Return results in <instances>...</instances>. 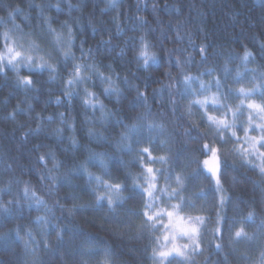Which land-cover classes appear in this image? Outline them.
Listing matches in <instances>:
<instances>
[{
  "label": "trees",
  "instance_id": "1",
  "mask_svg": "<svg viewBox=\"0 0 264 264\" xmlns=\"http://www.w3.org/2000/svg\"><path fill=\"white\" fill-rule=\"evenodd\" d=\"M0 4L10 6L9 10L19 5L23 14L15 22L22 33L16 34L30 35L39 45L48 43L51 34L45 19L56 32L72 29L71 57L65 60L56 50L49 57L55 73L47 68L29 72L24 67L19 76L11 69L0 73V189L4 190L0 204L20 200L19 205H11L10 216L0 211V236L11 232L13 237L0 238V264H81L84 236L106 245L115 264H153L152 250L161 227L156 224L157 230L152 231L142 226L147 194L135 186L147 187L143 177L148 167L158 170L157 190L169 194L170 207L183 199L181 215L206 218L199 236L202 250L188 264H257L264 251V231L257 228L264 220L261 161L245 163L235 151L238 145L231 131L222 140L215 126L209 125L205 110L192 104L190 112L189 105L197 98L211 97L217 79L222 95L229 90L235 93L241 84L246 88L264 84V0H116L115 6L108 0H0ZM6 15L0 11V16ZM4 30L0 26V33ZM141 37L156 56L147 67L137 59ZM245 51L251 53L247 63L240 59ZM76 64L91 65L93 70L84 73L85 82L68 89L65 82ZM185 75L198 79L188 94L181 95ZM22 76L33 81L30 87L19 84ZM201 80L211 81L212 88L197 96ZM89 92L94 99L87 97ZM138 93L144 95L137 99ZM86 97L91 104L84 103ZM253 99L264 103L259 93ZM225 103L236 108L240 101L230 96ZM223 111L207 105L208 115L220 116ZM245 113L246 107L236 120L240 139ZM228 121L232 123L230 113ZM149 124L155 128L149 130ZM133 125L137 131L129 136L127 130ZM205 144L219 149L222 209L202 168L210 153ZM101 160L106 167H101ZM89 173L122 183L126 202L115 211H109L106 203L96 209ZM169 179L176 181L172 189ZM25 183L50 212L24 199ZM174 190L179 195L169 199ZM250 211L255 222L245 230L256 238L231 244L228 224L237 221L231 229L234 233ZM217 212L226 221L222 241L213 235ZM37 217H46L49 226L37 225ZM17 229L24 239L15 238ZM28 232L33 238L32 255L24 249ZM218 242L222 250L216 249ZM173 264L183 263L173 259Z\"/></svg>",
  "mask_w": 264,
  "mask_h": 264
},
{
  "label": "snow or ice",
  "instance_id": "2",
  "mask_svg": "<svg viewBox=\"0 0 264 264\" xmlns=\"http://www.w3.org/2000/svg\"><path fill=\"white\" fill-rule=\"evenodd\" d=\"M109 5L115 6L116 0H108ZM31 7V5H29ZM8 5L0 4V11H6V16H0V26H4L5 30L0 33V37H2L3 42V50L0 51V73H4L7 69H11L17 73L19 76V70L21 67L27 68L29 72L34 69L43 70L48 68L51 73H55L57 68L53 65L48 64L47 60L44 56L39 55V45L37 43L30 42L27 47L20 41L23 40V36H17L16 33H22L21 26L17 24L16 18L18 15L23 14L22 9L17 5L14 8L9 10ZM71 7V5H70ZM39 12H43V9L40 6H37ZM57 11H59V4L56 5ZM45 23L49 26V31L55 37V43L57 48L62 52L65 60L71 57V47H72V29L69 27L68 33L69 38L67 41V46L62 47L63 41L60 33H57L54 28L51 27L50 22L45 19ZM11 27H8V25ZM141 47L137 54L138 61H142L143 65L147 67L150 62L156 61V56L153 52L150 51V45L147 41L144 40L143 37L140 38ZM264 47V45H262ZM205 49L201 48L202 55L204 54ZM251 57V53L245 51L243 57L240 59L245 63L248 62ZM179 64L180 62L177 61ZM93 70V66L76 64L73 66L72 74H70L69 79L65 82L68 89L78 86L80 83L85 82L86 77L84 75L85 72H91ZM203 75V74H201ZM208 75H212L211 70H209ZM104 79L103 77H101ZM264 78V77H262ZM198 79L197 77H192L190 75L184 76V92L181 95L188 94V92L192 88L193 82ZM241 76L238 74L237 83L241 82ZM19 84L24 87H30L33 81L29 76L19 77ZM107 82L111 85V79L108 78ZM216 92L212 94L211 97L204 96L203 99H195L189 105V111L191 112L192 104L198 105L201 109L205 110V115L207 116V120L210 126H215L217 134L224 139V134L228 131H231L232 136L236 137V143L238 147L235 149L237 154L241 157V159L245 163H250L253 158H258L261 161L259 171L262 177H264V103H256L253 99L259 93L261 96H264V84L256 85L251 88H246L241 84L235 93H232L231 90L227 94H221V82L219 79L215 81ZM212 82L209 81L207 84L200 81V90L195 93L197 96L202 95L204 92L211 91ZM112 91L118 92V89L112 88ZM105 92L108 93L109 89H105ZM65 95L70 96L71 93L66 91ZM144 94L138 93L137 99H140ZM230 96H235L239 98V105L236 108H232L230 106H226V101ZM87 97L95 98V94L89 92ZM84 99V103L89 105L92 103V100L89 98ZM59 103V98L57 100ZM146 102V101H145ZM211 103L213 105V111L219 112L221 109H224L220 116L217 115H208L207 105ZM95 105L93 104V107ZM102 107V106H101ZM246 107L249 110L248 113V123L247 127L244 128V139L241 144L240 138L237 136L238 128L236 126V120H238L239 116L243 112V108ZM229 113L232 116V123L228 121ZM9 116L14 118V113H10ZM63 116V114H61ZM51 119V117H49ZM149 130H153L155 125L149 124ZM129 136L135 134L137 131L136 126L133 125L130 129L127 130ZM251 132H256L258 135H250ZM204 148L207 151L211 152V160H204L203 163L208 171L211 173L212 178L216 181L217 188L220 190V156L219 149L215 147H210L208 144L204 145ZM145 152L148 149H144ZM161 161L167 162L165 157L160 158ZM41 162L45 160L44 156L40 157ZM54 160V157H53ZM101 167H106L101 160ZM58 167L57 164H53V169ZM86 170V168H85ZM50 172L52 170H49ZM146 175H144V184L143 185H135L138 188H143V191L148 196V201L145 202L143 216L145 220L142 222L143 227L151 228L152 231H156V224L158 222L163 221L164 216L168 217V224L165 225L167 229H174V234L172 235V240L175 241L178 238H184L191 242V245L184 244L181 247L176 246L173 243L172 247L168 250H163L159 247L153 248L152 250V258L154 264H163L164 261H167V264H173V259L176 257H180L182 259H187L189 255V248H191V252L195 253L201 251V243L199 240V236L203 231V228L206 224V218L202 216H188L185 218L181 215L183 212L185 202L183 199L180 200L179 203L173 205L171 209L165 208L163 211L157 210L156 196L155 192L157 191V172L158 170H153L151 167L146 168ZM104 175H108L107 171H105ZM89 185H94L92 187V192L95 195V204L94 207L96 209L103 208L105 203L109 211H115V209L126 202V197L123 196V193L126 191L125 186L122 183H112L109 180L105 179L104 176H93L92 174H88ZM53 181V188L55 187V177H50ZM43 179V177H42ZM177 183H181V178L177 177ZM9 187L7 191H10ZM0 191H4L0 189ZM51 191V190H50ZM179 195V192L174 190L173 193L169 196V199H175ZM23 196L26 201H29L31 204L32 201L35 202L37 208L44 207L47 211H51L47 209V205L44 201L36 195V192L31 190L30 187L25 183L23 189ZM15 203L17 205L20 204V200L16 199L15 201H8V206L0 204V211L4 214L10 216L12 213L11 205ZM225 203V197L221 196L220 206L223 207ZM189 207H193V205H188ZM225 218L221 215L220 212H217L216 219V227L213 230V235L219 236L221 241L223 240L224 235V224ZM255 222V214L250 211L246 217H241L239 220V227L236 228L235 232L232 233L231 229L235 226L237 221L233 219L228 224L229 230V242L233 245L240 244L242 242H250L253 241L256 237L253 234H249L245 230V226L249 223ZM35 223L37 225L43 224L45 227L49 226V220L46 217H37ZM258 230L264 231V220H261L260 224L257 226ZM27 239L24 240V249L28 255H32V248L30 247L32 243V235L30 232L27 234ZM58 239H62L61 233L57 232ZM0 238L4 240L12 239V233H4ZM16 239H24L20 236L19 229L15 231ZM165 241L169 239V236L165 234ZM47 243L45 247H47ZM217 250H222L223 245L222 242H218L215 245ZM80 256L82 258L81 264H115L113 254L108 249L106 245L97 239H93L90 236H84L81 241L80 246ZM172 257L173 259H169ZM257 264H264V251L261 252L259 260Z\"/></svg>",
  "mask_w": 264,
  "mask_h": 264
},
{
  "label": "rangeland",
  "instance_id": "3",
  "mask_svg": "<svg viewBox=\"0 0 264 264\" xmlns=\"http://www.w3.org/2000/svg\"><path fill=\"white\" fill-rule=\"evenodd\" d=\"M57 33H60L61 34V37H62V41H63V44H62V47H65L66 48V45H67V41H68V38H69V33L68 31H63V32H57ZM17 36H21L19 34H16ZM23 36V40L20 41L21 43H23L25 45V47L28 46V44L30 42H35L37 43L35 40L34 37H31L30 35H22ZM48 43L46 42H41V44L39 45V55H42L44 56V58L47 60H49V57L54 53L53 50H56V51H60L57 46H56V43H55V37L54 35L51 33L49 38H48ZM54 44V46H53ZM52 45V46H51ZM3 50V46L2 48L0 49V51ZM49 52V53H48ZM48 64H50V62H48ZM46 69V68H45ZM48 69V68H47ZM36 70H39V69H36ZM248 113H249V110L246 108V117L244 119V121L242 122V127H243V131H244V128L247 127V123H248ZM250 135H258V133L256 132H251ZM243 139H244V134L242 136V138L240 139V142L241 144L243 143ZM208 160H211V152L209 153V156L206 158ZM205 159V160H206ZM256 160V162H258V158H253L251 160V162H254ZM202 168L203 170L205 171V173H207L211 180H212V183H213V186H214V189L215 191L217 192V197H218V203H219V206H220V199H221V196H223V194L221 195L220 191H222L221 189V184H220V190H218L217 188V184H216V181L212 178L211 176V173L208 171V169L205 167L204 163H202ZM175 180L174 179H169L168 181V187L170 189L174 188L175 186ZM160 189V188H159ZM164 192V193H163ZM172 194V193H171ZM168 193H166L165 191H160V190H157L155 192V196L157 198L156 200V203H157V210H161L163 211L165 208H168V209H171L170 207V203H167L166 201V198L168 197ZM146 198L147 200L149 199L148 196L146 195ZM221 207V206H220ZM223 207H221L222 209ZM222 215V214H221ZM183 216V215H182ZM185 218H187L188 216H184ZM168 224V217L167 215L164 216V219L163 221L161 222H158L157 225H159L161 227V234L158 238V245L156 247H159L163 250H168L172 247L173 243L176 244V246L178 247H181L183 246L184 244H189L191 245V242L188 241L187 239H184V238H178L176 239L175 241L172 240V235L174 234V229H167L165 228V225ZM165 234H167L169 236V239L167 241H165L164 239V236ZM196 253V252H195ZM194 255L193 252H191V248H189V255H188V258L187 259H182L180 257H176L175 259L180 261L181 263L183 264H188L189 260L191 259V257ZM169 259H173L172 257H170ZM167 261H164L163 264H166ZM153 264H154V261H153Z\"/></svg>",
  "mask_w": 264,
  "mask_h": 264
},
{
  "label": "bare ground",
  "instance_id": "4",
  "mask_svg": "<svg viewBox=\"0 0 264 264\" xmlns=\"http://www.w3.org/2000/svg\"><path fill=\"white\" fill-rule=\"evenodd\" d=\"M52 46V45H51ZM53 46H54V44H53Z\"/></svg>",
  "mask_w": 264,
  "mask_h": 264
}]
</instances>
